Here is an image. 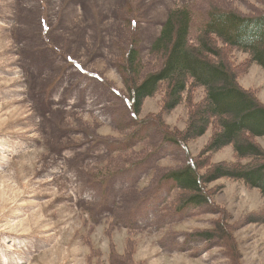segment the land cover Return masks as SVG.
<instances>
[{
  "label": "rangeland",
  "instance_id": "374dc122",
  "mask_svg": "<svg viewBox=\"0 0 264 264\" xmlns=\"http://www.w3.org/2000/svg\"><path fill=\"white\" fill-rule=\"evenodd\" d=\"M178 7L197 23L192 40L210 7L255 16L264 0H0V264H264L257 190L221 179L209 186L213 203L177 212L174 192L165 204L174 190L165 173L188 159L201 172L235 161L230 146L205 152L215 127L183 148L125 106L118 62L132 27L148 73L151 44ZM221 49L264 106V71ZM161 90L138 119L160 115L183 139L204 92L188 86L163 113ZM254 142L264 150V137Z\"/></svg>",
  "mask_w": 264,
  "mask_h": 264
},
{
  "label": "trees",
  "instance_id": "16d2710c",
  "mask_svg": "<svg viewBox=\"0 0 264 264\" xmlns=\"http://www.w3.org/2000/svg\"><path fill=\"white\" fill-rule=\"evenodd\" d=\"M195 25L187 7L168 12L150 48L157 68L148 73L144 72V61L136 50L137 40L132 27V35L118 62L122 97L139 127L155 123L164 133L166 142L185 148L184 140L197 139L213 126L216 130L206 144L205 152L215 154L228 146L233 149L235 161L232 163H219L201 172L202 167L188 159L184 167L164 174L162 180L174 184L165 204L175 192L171 206L177 212L213 203L209 186L221 179L240 181L264 198V150L254 142V139L264 137V106L238 86L235 72L226 63L221 49L245 53L250 62L264 71V12L244 16L210 7L191 40ZM188 86L202 89L204 100L191 112L183 139L165 131L160 115L157 119H138L144 101L159 90L164 93L162 112L169 113L180 105ZM129 150L114 154L123 156ZM241 160L245 162H239ZM198 235L205 241L210 240V236Z\"/></svg>",
  "mask_w": 264,
  "mask_h": 264
}]
</instances>
